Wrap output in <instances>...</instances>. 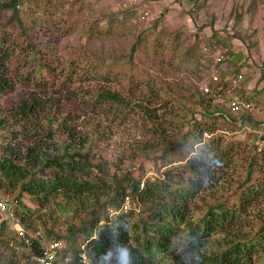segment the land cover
Segmentation results:
<instances>
[{"label":"trees","instance_id":"1","mask_svg":"<svg viewBox=\"0 0 264 264\" xmlns=\"http://www.w3.org/2000/svg\"><path fill=\"white\" fill-rule=\"evenodd\" d=\"M64 3L0 0V98L18 88L53 89L81 93L90 107L100 109L105 117L113 111L121 123L130 110L136 111L151 137L150 144H143V149L153 147V154L147 157L160 160L161 167L167 170L154 179L136 175L135 166L116 165L111 171L101 153L105 132L99 124L91 125L88 140L70 146L63 140L64 134L70 132L60 121L55 134H46L56 137L60 146L50 153L43 152L38 166L24 163L29 159L23 161L5 148L2 138L0 201L8 204L9 215L0 214V243H6L13 221L11 229L19 224L26 232L24 237L14 230L21 245L30 248L21 253V260L28 264H40L38 258L46 240L62 241L65 248L61 257L70 256V264H165L169 258L173 264H264V121L255 119L246 107L234 114L213 104V91L227 87L243 68L237 60L229 59L234 53L230 38L214 28L213 22L196 28L197 35L198 30L212 28L207 39L213 47L225 50L224 62L228 60L232 68L220 69L218 65V80L210 84L209 92L191 90L158 75L156 79L148 78V71L136 61L139 54L147 52L143 45H149L154 58L176 56L179 36L163 44L164 33L157 21L141 29L128 51L121 55H102L87 47L62 54L56 38L68 36L89 17L83 0ZM127 11L132 12L124 10ZM139 20L142 21L140 15ZM89 23V35L104 38L116 32L113 14L105 26L96 20ZM179 55L183 60L192 59L196 49L186 48ZM167 65L171 69V64ZM117 78L129 82L128 91L149 94L147 99H125L117 90L105 86L104 82ZM94 85L99 86L91 87ZM259 94L263 93L255 91L244 100L251 106L260 99ZM21 111L22 120L39 121L34 102L24 101ZM49 120L53 123L52 118ZM33 127L31 123L23 130L29 136L41 135ZM252 129L256 133L251 134L263 146L253 144L245 154L247 158H239L241 178L233 181L220 197L205 195L218 161L229 160L236 150H241L245 139L240 135H248ZM26 196L32 205L25 202ZM127 198L130 206L124 210ZM62 202L70 214L61 230L56 204ZM195 210L201 211L197 220ZM131 218L134 221L130 236ZM215 233L224 234V244L203 256L199 252L202 239ZM130 237L139 245L140 253L124 251L112 257L113 246ZM196 251L200 259L188 258L194 257ZM33 257L35 260L31 261ZM4 264L16 263L9 260Z\"/></svg>","mask_w":264,"mask_h":264},{"label":"rangeland","instance_id":"2","mask_svg":"<svg viewBox=\"0 0 264 264\" xmlns=\"http://www.w3.org/2000/svg\"><path fill=\"white\" fill-rule=\"evenodd\" d=\"M57 1H63L65 2L64 5H67L70 0ZM83 1L86 3V13L89 15L88 19L86 18L88 24L85 22L68 36L56 38L58 49L62 54H68L75 48L87 47L102 55H121L128 51L141 29L148 28L157 21L159 30L164 33L163 44H168V41L171 42L179 36L180 45L176 50V56L174 59L163 58L161 55L154 58L149 45L146 47L143 45V50L148 48L147 55L139 54L136 57L137 63L141 68L148 71V78L156 79L158 75L164 80L177 81L191 90H202V86L206 83L211 84L214 72V58L210 53L203 50L206 45L213 46L207 39L212 33V28L207 26L203 30H198L199 35L195 34V31L196 28L199 29V27L213 22V26L221 34L230 38V45L234 53L229 56V59L237 60L236 62L240 66L248 67L244 78L237 86L228 83L227 87L213 91L215 95L213 104L230 110L232 92H239L243 98H250L255 91L262 92L263 94H259L260 99L254 101L247 109L255 119L264 121V0H207L202 6L203 0H196L197 2L195 0H140L139 4L131 7L125 6L124 0ZM128 9H131L132 12H124ZM142 11L148 12V18L143 22L139 20ZM112 14L115 16L117 24L115 26L116 32L112 36L98 38L89 35L90 21L96 20L102 27L108 24V17ZM186 48H195L196 56L189 60H183L179 53ZM166 62L171 64V69ZM219 68L230 69L232 64L227 60ZM95 83L97 82L92 84ZM104 84L107 88L117 90L125 99L131 96L132 100L137 101L141 97L147 99L149 95L128 91L129 82L120 78L104 82ZM95 86L99 85L91 87ZM80 96L81 93L76 94L73 91L67 93L53 89L35 91L18 88L1 97L0 120H3L1 124L4 127L0 124V139L3 138L4 147L12 150L23 161L29 159L28 162L24 161V163L30 166H38L37 162H39V157L43 152L50 153L60 146L55 140L56 137L46 135L47 133L55 134L60 121H63L65 129L70 132V135L64 134L63 139L70 146L78 144L81 140H88L92 134L91 125L99 124L100 129L105 132L102 141L104 147H101L103 149L101 153L103 160H106L105 164L111 171L116 169V165L123 168L135 166L136 175L154 179L161 171L167 170V167H161L162 162L160 160L154 161L152 157H147L148 154H153L151 149L153 147L144 146L145 149H143V144L149 143L148 140L151 137L146 133L147 128L136 111L130 110L129 115L121 123L119 117H114L113 111L105 117L100 109H93ZM24 101L29 104L34 102L36 118L39 121L22 120L21 109L24 106ZM127 110L128 108L125 112ZM49 118H52L53 123ZM31 123L33 128H36L41 134L35 137H33L34 134H30L33 139L23 130L25 125L30 126ZM249 126L252 127L251 124ZM249 132L248 135L245 133L240 135L241 139H245L241 150H236L229 160L220 159L218 161L215 176L209 180L204 192L205 195L220 197L233 181L241 178L239 158H247L245 154L252 150L253 144L259 143L261 147L263 146L261 140L251 134L256 133V131L252 129ZM235 136L240 138L239 135L235 134ZM60 199L62 198H58V200ZM24 200L28 205H32L30 197L26 196ZM63 202L60 205L56 204V213L61 221L59 225L61 230L65 228L64 220L70 214V210L64 208ZM261 207L264 208V200ZM8 208V204L6 209L0 208L4 211L0 212L3 217L9 215ZM258 210L259 208H256L254 211L257 212ZM200 215V210L194 211L196 220ZM133 221L134 218H131L130 224H128L130 236L133 234ZM12 223L13 221L10 222L11 228H13ZM11 228L6 234V243H0V264L9 260H14L16 264H28V262L21 260V253L22 251L28 252L30 248L21 245V239L16 236L14 231L17 225L14 230ZM224 238V234L215 233L202 239V247L199 252L203 256L212 254L224 244ZM49 241L52 240H46L44 243ZM124 251L133 252L134 255L140 253L139 245L133 237H130V240L125 243L115 244L110 255L118 257ZM176 251L179 252V250L174 252ZM197 252H195L194 257L188 256V258L200 259L199 252ZM34 260V257L31 258V261ZM165 264H173V261L170 258L166 259Z\"/></svg>","mask_w":264,"mask_h":264},{"label":"built area","instance_id":"3","mask_svg":"<svg viewBox=\"0 0 264 264\" xmlns=\"http://www.w3.org/2000/svg\"><path fill=\"white\" fill-rule=\"evenodd\" d=\"M139 2L140 0H124L125 6H130V7L139 4ZM147 18H148L147 11L140 12V19L142 21H146ZM203 50L206 53H210L212 55V57L214 58L215 67L224 62L225 60L224 49L206 45L203 47ZM245 73H246V69L243 67L238 75L231 78V84L237 86L244 78ZM217 80H218L217 69H215V71L212 74L210 83ZM202 89L205 92H209L210 84L206 83L204 86H202ZM245 107L248 108L250 106L245 102L242 94H240L237 91L232 92V95L230 96V104H229L230 111L234 114H237L240 112L242 108ZM129 206H130V200L129 198H127L123 206V209L127 210ZM6 207H7V203L4 201H0V208L6 209ZM16 229L20 236H24V237L26 236V232L21 225L17 224ZM64 248H65V244L60 240H52L47 243H44L42 253L38 258L39 263L40 264H70L71 262L70 256L67 255L65 257H61ZM83 258H85L84 254H83Z\"/></svg>","mask_w":264,"mask_h":264},{"label":"crops","instance_id":"4","mask_svg":"<svg viewBox=\"0 0 264 264\" xmlns=\"http://www.w3.org/2000/svg\"><path fill=\"white\" fill-rule=\"evenodd\" d=\"M214 28H216V27H214ZM217 29V28H216ZM212 34V33H211ZM220 66V65H219ZM214 67H215V65L213 64V69H214ZM217 67H218V65L215 67V69H217ZM245 69H246V72H247V70H248V67L247 66H243ZM215 69H214V71H215Z\"/></svg>","mask_w":264,"mask_h":264}]
</instances>
